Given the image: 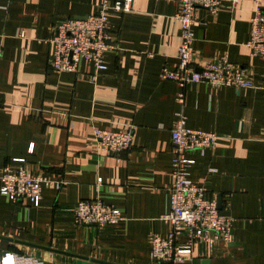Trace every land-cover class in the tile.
<instances>
[{"label":"crops","instance_id":"1","mask_svg":"<svg viewBox=\"0 0 264 264\" xmlns=\"http://www.w3.org/2000/svg\"><path fill=\"white\" fill-rule=\"evenodd\" d=\"M99 5L0 0V175L7 165H24L50 181L39 207L13 204L0 193V250L36 255L45 264H74L77 255L112 264H164L152 258L149 236L167 231L160 217L169 210L171 133L181 89L160 75L165 65L179 66V5L134 0L130 11L112 12L119 50L108 53V69L95 82L51 71V27L96 14ZM196 12L197 60L227 54L254 87L198 83L186 89L187 125L219 136L206 155L187 154L195 160L190 178L233 220V241L213 249L197 244L191 261L176 264H264V59L246 47L255 7L244 0L233 9L224 0L216 15ZM97 129L132 131L133 147L99 149ZM97 197L118 207L125 221L105 228L75 224V205Z\"/></svg>","mask_w":264,"mask_h":264},{"label":"built area","instance_id":"2","mask_svg":"<svg viewBox=\"0 0 264 264\" xmlns=\"http://www.w3.org/2000/svg\"><path fill=\"white\" fill-rule=\"evenodd\" d=\"M134 0H100L98 12L85 19L68 18L54 24L48 42L52 46L49 62L51 71L74 73L95 82L108 69V53L119 50L117 37L110 24L112 12L124 13L132 9ZM179 5L175 18L181 25L182 43L178 51L179 66L171 69L164 66L163 80L174 81L180 87L177 102L176 122L171 133L172 178L169 187V210L160 217L167 227L165 235L153 233L149 236L151 256L159 263H183L191 261L197 244H206L210 249L220 243L233 241V220L222 214L218 204L208 195L207 189L190 178L189 168L195 160L188 158L189 152L206 155L212 151L219 136L215 132L194 129L187 125L184 111L186 89L189 85L205 83L212 88L223 86L249 89L254 82L243 67L230 61L228 55H216L211 60H197L192 27L196 22L197 9L205 8L216 15L224 0H173ZM236 9L244 0H229ZM255 7L250 20V34L246 47L251 55L264 59V0H252ZM89 69H92L91 71ZM99 149L119 153L133 147L132 131L115 132L107 129L95 131ZM33 150L31 147L30 153ZM25 162V159H15ZM211 168L210 173H216ZM102 178L98 179L101 186ZM50 184L45 177L29 171L24 165H7L0 175V193L13 204L29 202L39 207L42 188ZM74 222L81 226L95 225L101 228L115 226L125 221L122 211L102 197L78 202L73 208ZM187 242L180 243L179 237ZM0 264H45L38 256L0 250Z\"/></svg>","mask_w":264,"mask_h":264},{"label":"water","instance_id":"3","mask_svg":"<svg viewBox=\"0 0 264 264\" xmlns=\"http://www.w3.org/2000/svg\"><path fill=\"white\" fill-rule=\"evenodd\" d=\"M86 17H79V19H85ZM218 207L220 210V203H218ZM75 263L74 264H112V263H107L104 261H99L95 259H89L87 257H83L80 255L75 256Z\"/></svg>","mask_w":264,"mask_h":264},{"label":"trees","instance_id":"4","mask_svg":"<svg viewBox=\"0 0 264 264\" xmlns=\"http://www.w3.org/2000/svg\"><path fill=\"white\" fill-rule=\"evenodd\" d=\"M164 264H166V263H164ZM169 264V263H168Z\"/></svg>","mask_w":264,"mask_h":264}]
</instances>
